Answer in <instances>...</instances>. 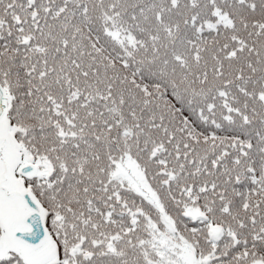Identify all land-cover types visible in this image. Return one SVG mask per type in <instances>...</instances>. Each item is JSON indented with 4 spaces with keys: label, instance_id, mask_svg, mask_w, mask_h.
<instances>
[{
    "label": "snow or ice",
    "instance_id": "snow-or-ice-1",
    "mask_svg": "<svg viewBox=\"0 0 264 264\" xmlns=\"http://www.w3.org/2000/svg\"><path fill=\"white\" fill-rule=\"evenodd\" d=\"M0 264H264V0H0Z\"/></svg>",
    "mask_w": 264,
    "mask_h": 264
}]
</instances>
